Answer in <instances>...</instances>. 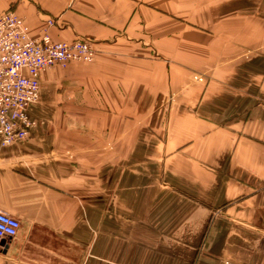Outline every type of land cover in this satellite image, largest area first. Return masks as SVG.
Masks as SVG:
<instances>
[{
  "label": "crops",
  "instance_id": "1",
  "mask_svg": "<svg viewBox=\"0 0 264 264\" xmlns=\"http://www.w3.org/2000/svg\"><path fill=\"white\" fill-rule=\"evenodd\" d=\"M204 1L186 17L179 0H0L32 38L50 18L54 41L96 49L91 112H31L30 137L0 146V212L20 222L1 264H264V7ZM38 80L44 107L55 82ZM150 100L159 121L137 124ZM105 191H127L126 221L105 222Z\"/></svg>",
  "mask_w": 264,
  "mask_h": 264
},
{
  "label": "built area",
  "instance_id": "2",
  "mask_svg": "<svg viewBox=\"0 0 264 264\" xmlns=\"http://www.w3.org/2000/svg\"><path fill=\"white\" fill-rule=\"evenodd\" d=\"M91 59L88 42L54 41L46 34L32 38L18 15L10 10L0 12V146L25 141L35 128L29 109L39 99L40 72ZM19 229V220L0 212V251Z\"/></svg>",
  "mask_w": 264,
  "mask_h": 264
},
{
  "label": "rangeland",
  "instance_id": "3",
  "mask_svg": "<svg viewBox=\"0 0 264 264\" xmlns=\"http://www.w3.org/2000/svg\"><path fill=\"white\" fill-rule=\"evenodd\" d=\"M255 1L256 0H247L248 5H253L257 8L259 6L264 7V0H263L262 4H259V3L255 4ZM181 2L182 1L179 0V14H182V15L188 17L190 15V12L193 11V9L202 7L203 6L202 3L205 1L200 0V1H196L194 4H189V5H183V4H181ZM8 10L12 11L11 9H8ZM47 21L52 22V25L48 26ZM23 22H24V20H23ZM54 25H55V20L48 18L45 21V26L43 28L41 36H43L45 34L49 36L47 30ZM40 37H38V38H40ZM74 40H81V41L88 42V44L91 48V51H92V59L90 61H87V62L73 61V62L66 63L63 66H55V67L43 70L42 72L45 73L46 76H48L50 79L51 78L54 79L55 83H54V85H52V86L50 85V87H49V89H50L49 93H48L47 97L44 99V107H40L41 102H42L41 101V94H40L38 101L29 109L30 115L32 114L31 112H91V111H87L85 109V107L89 106L92 103H90V102L88 103V98L86 97L85 93L82 92L84 90V87H85V85H84L85 81L84 82L82 81L83 80L82 76L83 75L85 76L87 74L86 67H91L95 63L96 49H95V46H93V42H90L89 40L81 39V38H74L72 41H74ZM66 43H70V42H66ZM88 70L90 71L91 68H89ZM91 75H94V72ZM193 79L196 82H199L202 84H204V82H205V78L203 76L195 75V76H193ZM39 102H40V105H39ZM93 104H94V106L96 105L95 101ZM145 104L146 105H144V106H146V109L142 106L141 112L140 111L135 112L134 115L136 116V123L137 124H143L146 122V124L148 126L151 123H155V121H157L159 119V116H160L159 114H160L161 110H163V107L161 109V107L159 106V103L154 101V100H150L148 102H145ZM143 108L145 109V112H144ZM127 113L128 112H121V120H122V118L126 120V118H124V117L127 116ZM123 114H125V116ZM32 118L34 120H36L33 116H32ZM37 124L38 123L36 121V126H37ZM145 128H147V127H145ZM137 136H139L138 138H140V140H141V146L138 147V149H136L135 151H136L137 158H141V157L147 156L148 152L151 151L149 146L151 145V142H153L152 141L153 139L150 137V134L147 132V129H145V131L143 133H141V135H137ZM131 168H132V166H131ZM142 168H143L142 165L137 166V169H139V170ZM117 199H118V196H114L111 192L105 191V198H104V200H105L104 201L105 222L110 221L113 215L120 217V219L123 218L124 219L123 221L127 220V218H126L127 213L126 212L122 213V214H118V212L116 213V211L115 212L112 211V206H114V205L117 206V204H119V205H126L127 204V199H128L127 191L121 192L120 199H119L118 203H117ZM135 199H136V203H138V200L140 202H143V200H144L143 194L139 195L137 193ZM116 220H119V219H116ZM90 255H91V252L89 251L88 256L86 258H84V256H83L82 259H80L78 261H48V262H41V263L42 264H86L85 259H90ZM0 264H1V260H0Z\"/></svg>",
  "mask_w": 264,
  "mask_h": 264
}]
</instances>
